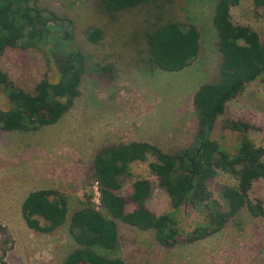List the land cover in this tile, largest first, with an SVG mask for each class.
I'll return each instance as SVG.
<instances>
[{
	"label": "rangeland",
	"instance_id": "1",
	"mask_svg": "<svg viewBox=\"0 0 264 264\" xmlns=\"http://www.w3.org/2000/svg\"><path fill=\"white\" fill-rule=\"evenodd\" d=\"M42 3L74 20L77 41L90 64L80 96L57 123L30 132L0 129V224L6 231L0 232V259L6 264H60L75 248L68 234L69 218L83 207L85 195L99 207V193L89 175L101 147L139 141L172 152L188 144L196 126L193 95L201 84L214 80L220 58L212 24L217 0H157L158 7L145 5L113 16L100 13L94 0ZM231 19L264 41V8L255 9L251 0H243L231 8ZM168 21L182 29L188 25L198 29L197 59L174 73L137 65L144 33ZM88 27L102 29L98 44L85 40L82 31ZM0 67L15 87L24 90H32L44 77L54 79L42 53L33 49H7L0 55ZM6 104L0 90V107ZM226 121L245 123L248 129L243 133L223 129ZM212 139L229 153L242 141L264 145V81H254L226 104ZM149 161L129 165L131 178L120 193L125 195L134 180H147L148 210L155 215L173 213L179 230L188 233L202 223L203 215L187 206L172 208L149 171ZM235 184L231 176L219 173L210 186L213 198L223 206L217 187ZM41 189L58 191L68 200L66 223L49 234L29 229L20 213L28 193ZM249 199L264 205L262 181L252 184ZM118 229L120 244L112 256L126 264H264V218H253L246 211L210 238L170 248L158 244L151 231L121 223Z\"/></svg>",
	"mask_w": 264,
	"mask_h": 264
},
{
	"label": "trees",
	"instance_id": "2",
	"mask_svg": "<svg viewBox=\"0 0 264 264\" xmlns=\"http://www.w3.org/2000/svg\"><path fill=\"white\" fill-rule=\"evenodd\" d=\"M156 1L94 3L100 13L113 16L140 6L158 7ZM242 1L217 0L215 5L212 24L220 58L214 80L201 84L193 95L196 126L190 142L172 152L139 141L98 149L89 176L99 193V207L85 195L83 207L71 214L68 234L75 248L60 264H126L112 256L120 244L119 223L151 231L158 244L170 248L214 236L243 211L253 218H264L263 203L249 199L252 184L264 183V145L242 141L229 153L212 139L226 104L254 81H264V41L253 29L231 19V8ZM251 1L255 9L264 8V0ZM74 30L71 17L46 7L42 0H0V55L11 48L37 50L54 72V79L44 77L32 90H24L15 87L0 67V90L7 98L6 107H0L2 131H37L57 123L72 109L90 64ZM82 34L93 45L103 37L102 29L97 27H88ZM138 44H143V49L138 51L137 65L144 64L149 71L174 73L187 68L199 56L200 33L194 25L182 29L177 22L168 21L145 32ZM222 128L243 133L248 125L226 121ZM149 159V171L172 208L187 206L203 215L202 223L188 233L182 234L173 213L155 215L148 210L151 185L147 180H134L125 195L120 193L131 178L129 165ZM219 173L236 181L234 186L217 187L223 206L210 190ZM20 213L29 229L49 234L66 223L68 200L55 190L32 191L23 200ZM0 232L6 234L1 224ZM0 264L6 263L0 259Z\"/></svg>",
	"mask_w": 264,
	"mask_h": 264
}]
</instances>
